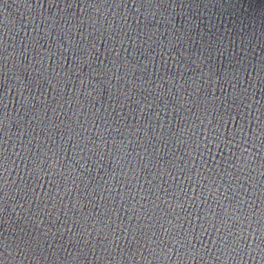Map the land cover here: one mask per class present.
<instances>
[{"label":"water","instance_id":"1","mask_svg":"<svg viewBox=\"0 0 264 264\" xmlns=\"http://www.w3.org/2000/svg\"><path fill=\"white\" fill-rule=\"evenodd\" d=\"M0 264H264V0H0Z\"/></svg>","mask_w":264,"mask_h":264}]
</instances>
